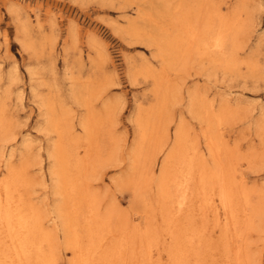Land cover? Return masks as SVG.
I'll return each mask as SVG.
<instances>
[{
	"label": "rangeland",
	"instance_id": "rangeland-1",
	"mask_svg": "<svg viewBox=\"0 0 264 264\" xmlns=\"http://www.w3.org/2000/svg\"><path fill=\"white\" fill-rule=\"evenodd\" d=\"M187 22L197 31L202 26L207 42L190 54L182 44ZM222 34L225 43L217 48L213 38ZM106 116L109 125L102 123ZM147 119L143 137L151 139L140 138L144 147L133 153ZM167 127L166 137L152 141ZM176 128L184 159L205 160L203 168L195 163L196 177L202 171L227 183L239 196L236 214L245 193L258 208L246 231L250 210L237 216L245 232L238 260L264 264V0H0V201L7 193L3 182L13 178L6 167L25 168L26 186L12 188L11 196L16 201L25 193L41 215L50 263L72 262L56 218L62 197L50 173L66 168L58 169L62 162L49 153L54 144L71 165L67 172L90 190L79 195L86 198L81 206L103 211L113 202L143 226L140 215L157 211L159 166L171 156ZM158 145L146 189L143 154ZM170 160L177 165L176 157ZM205 187L200 193L207 198L192 191L177 217L185 243L201 259L191 253L190 264H231L240 243L225 225L231 213L218 186ZM164 245L152 242L151 264L165 261Z\"/></svg>",
	"mask_w": 264,
	"mask_h": 264
},
{
	"label": "bare ground",
	"instance_id": "bare-ground-1",
	"mask_svg": "<svg viewBox=\"0 0 264 264\" xmlns=\"http://www.w3.org/2000/svg\"><path fill=\"white\" fill-rule=\"evenodd\" d=\"M202 29L204 28L201 26L199 28L201 33H203ZM209 29L207 27V30ZM182 30L185 33L182 41L184 52L190 54L195 44L201 46L207 43L199 31L192 28L190 22L184 24ZM218 32L220 31L218 30ZM213 42L217 48H222L223 43H225L224 34L216 35L213 38ZM128 78L130 84H135L134 79L130 75ZM151 122L150 119H147L141 123V129H139L142 136L132 142L130 151L133 153L140 151L144 147L141 139L150 138L151 135L143 136L145 135L146 125H151ZM102 123L104 125L106 123L108 125L111 124V118L109 116L104 117ZM82 127L85 130V126L82 125ZM156 129H153V131L155 132ZM180 130V128L174 130L175 146L173 150L171 149V156H169V158L173 156V159L176 157L177 165H172L168 157L160 164L159 176L157 175L160 186V191H158L159 194L156 198L158 202L157 211H153L154 208L150 207V211L147 214L140 215L143 217V226H140V223H132L128 216L122 215L113 202L109 203L107 205L109 207H105L103 211L92 206L88 208L81 206L80 202L84 203L86 198H79V195L90 190L84 183L78 181L74 175L67 172L69 167L71 170V165L69 164V167L64 165L65 160L59 153V144H54L53 149L49 153H51L57 163L62 162L59 164L58 169L66 168L64 172L54 173L52 170L50 174H54L56 177L54 191L59 197H62V202L59 203V206L60 204L62 206L58 207L56 218L59 219L58 225L63 232L62 238L66 248L72 251L71 264H151V244L156 239H161L162 243L165 244L162 249L165 252V261L163 262L161 258H157L155 261H151L152 264H160L159 260L162 262L161 264H190L191 253H194L198 261H200L199 255L195 253V247L190 243H185V239H187L186 234H184L185 229L180 221L177 220V217L184 210H187L190 193L199 191L198 193L201 195L204 191L200 193V190L205 189V186H208V188L218 186L221 202L231 213V216H226V218H232V220L225 225H229L234 231L231 236L234 238L239 237L238 240L240 241L234 251V258L231 264H242L241 260L238 259L239 253L242 251L241 245H243L245 232L243 230L239 231V223L241 218L250 210L251 218L247 215L244 218L243 225V229L245 231L248 230L253 220L252 211H258V208L251 203L248 194L245 193L242 196L243 204L238 206L240 207L238 208L240 213L236 214L234 208L237 210V206H235L233 200L238 199L239 196L233 197L232 188L231 190L228 189L227 183H221V178L213 180L201 170L200 173H198L199 170L196 171L198 173L196 177V174L192 171L195 168V163L200 168H203L205 160L196 157L195 163H189V160L184 159L187 149L182 137H180ZM142 131L144 134H142ZM167 131L168 127L162 133H152L155 135L152 137V141L156 142V140H159L157 137L159 135L166 137L165 132ZM138 140L141 141L138 142ZM153 144L155 143L153 142ZM180 144L181 146L178 147ZM71 150L69 149V151ZM161 150L162 147L158 145V147L155 146V148L143 154L145 158L142 162L146 164H143L140 177L142 185L146 189L150 187V181L154 180L153 167L157 162V154ZM215 158V162L218 163V157L215 156ZM184 161L188 163H184ZM13 170L14 172H12V168L9 170L6 167V171L9 174L8 178L12 177V175L13 178L11 180L6 179L3 182V188L7 193L3 201H0V245L2 244L0 246V264H53L49 262L53 255L49 254L51 255L49 259L46 256L50 252L45 250L51 251L52 244L50 248L48 245L45 247V243L49 242L47 239L49 231L43 226L41 215L35 213L33 206L24 200L25 193H22L17 197L16 201H13L14 196H11V189H16L17 185H19L18 188L22 187L21 189L23 190L26 186V181L29 179L26 176L25 168L20 166L18 169ZM57 171L59 172V170ZM202 197L207 198L204 195ZM65 198L68 199L65 200ZM93 198L96 199L97 197L94 195ZM12 203H14L13 207ZM239 215H242L240 220L237 217ZM168 231L169 237L167 236ZM160 232L163 233V236H159ZM195 264H197V261H195Z\"/></svg>",
	"mask_w": 264,
	"mask_h": 264
}]
</instances>
